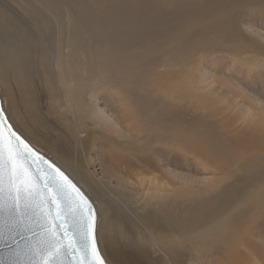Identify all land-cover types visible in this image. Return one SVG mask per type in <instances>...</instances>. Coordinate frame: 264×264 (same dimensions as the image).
I'll use <instances>...</instances> for the list:
<instances>
[{
    "label": "bare ground",
    "instance_id": "bare-ground-1",
    "mask_svg": "<svg viewBox=\"0 0 264 264\" xmlns=\"http://www.w3.org/2000/svg\"><path fill=\"white\" fill-rule=\"evenodd\" d=\"M263 30L264 0H0V85L15 118L61 124L47 147L95 195L72 149L88 163L98 145L126 180L153 174L142 207L117 194V217L103 218L125 225L119 264H264V113L240 115L234 81L264 71ZM99 106L117 131L94 122L112 121ZM181 161L190 176L170 169ZM196 166L211 175L195 180Z\"/></svg>",
    "mask_w": 264,
    "mask_h": 264
},
{
    "label": "snow or ice",
    "instance_id": "snow-or-ice-1",
    "mask_svg": "<svg viewBox=\"0 0 264 264\" xmlns=\"http://www.w3.org/2000/svg\"><path fill=\"white\" fill-rule=\"evenodd\" d=\"M24 149L0 110V264H105L87 198L54 165L60 179L32 172L30 149Z\"/></svg>",
    "mask_w": 264,
    "mask_h": 264
},
{
    "label": "rangeland",
    "instance_id": "rangeland-1",
    "mask_svg": "<svg viewBox=\"0 0 264 264\" xmlns=\"http://www.w3.org/2000/svg\"><path fill=\"white\" fill-rule=\"evenodd\" d=\"M254 36L258 37V35H256L255 33H254ZM236 66L237 65L228 62V64L225 66V68L227 70H230L229 72L233 73L234 72L233 70H236ZM207 74H209V76H210L211 72L207 71ZM220 75L222 76L223 74H220ZM228 75L229 74L225 75V77L229 78ZM237 79H240V81H241L240 88L243 89L242 90V93H243L242 96H244V101H243L244 103L243 104H244V109L246 108L245 110L240 111L242 113L240 115H242L246 119H249V115L247 113V112H249L248 109H250V110L255 109L261 113H264V85L261 84L262 81L264 82V71L259 70L257 73H249V72H246L245 69L243 68L241 72L236 73V75L234 76L235 82L237 81ZM249 82H252V87L249 86ZM202 93L203 92H201L200 94H202ZM0 95H1V98H2L3 103H4V109L6 111V114L9 118L12 126L14 127V129L31 146H33L34 148H36L37 150H39L40 152H42L43 154H45L46 156L51 158L64 171H66L70 175V177L78 185L82 186L97 202L96 208H97V212H98L97 217L99 220L98 227H97V241H98V246H99L100 252H101L102 256L104 257V259L106 260L107 264H119L118 263L119 262V256L122 255V253L118 248L117 241L120 239L119 236L121 234L126 233L125 225L119 224L116 227H109L105 223L103 218L107 217L108 215L112 216L114 218L117 217L116 216L117 215V209L115 208V205H118V201L116 199L117 194L127 197L129 200V204H132L135 206L140 205V207H142V205L146 202V200L151 196V193H152V191H151L152 190V175H153L152 172H150V171L149 172H145V171L138 172V174L136 175L137 178L133 177V178H129L128 180H126L125 176L123 174L118 173V172L116 173V171H113L112 169H110V166L108 164V163H110V161L107 160V159H109V157L101 149H100L101 151L99 150V152L96 151L97 147H99L98 145L89 154L88 163H87V161H85L84 158L81 159V157H79L83 154H81L78 151H74L72 149L71 153H72V157L74 158L73 164L75 166H79V167L82 166L81 168L86 172V174H88V176L91 177V180L94 182V184L97 185V187L99 189L98 192L100 195L99 194L95 195L94 191H92L83 182H81L78 179V177H76V175H74V173L70 170L71 168H68L65 165V163H63V161H61V159H59V156H58L56 150L53 148L47 147V143H46V140L44 138L45 135L49 133L48 135H50V137H49L50 140H53L54 136L58 135L59 132H61V129H62V126H60L61 124H59L57 121H55V123L57 122L59 126L57 124L50 123L52 119H48L44 116V119H45V120H43L44 122H41L39 124L38 123L35 124L33 122H30V124H28L29 127H31V128H29V130L31 131L32 134H30V131L26 130L22 125L21 121H23V122L25 121V119L22 117L23 114L21 115V119H20L21 121L16 119L15 116L13 115L11 103H10L9 99L7 98L6 94L4 93V90L2 89L1 85H0ZM246 99H248L249 101H247ZM238 104H239V108H240V104H242V103H238ZM99 107H100V111L105 113L106 116L109 117L112 121H111V123H106V122H103V120L100 121L98 118V119H95L96 121L94 120V122H98L100 124V126L104 129V131H107L109 128H111L109 130H116L117 131L119 129V126L113 122L114 113L112 111L108 110L107 108H102V106H99ZM200 111H202V110L197 111V113H200ZM230 113L231 112L225 110L223 112V115L229 116ZM250 114L254 115L253 112ZM67 116L68 117H67L66 122L71 123L72 122L71 120H73L72 119L73 117H71V114L68 111H67ZM12 118H14V119H12ZM45 123H49V124L46 125ZM107 124H109V125H107ZM254 125L257 126L258 129L260 128L261 129L260 132L264 134V128L263 127H261L258 124H254ZM91 126H93V125H91ZM237 126L241 129H243V131H245L247 133L252 131L251 127L243 126L242 123L239 122V120H237V122H236L235 129H237ZM44 127H45V129H44ZM49 127H51V128H49ZM59 127H60V129H58ZM36 129H38V130H36ZM49 130H51V131H49ZM52 131H54V132H52ZM50 132H52L53 134ZM246 146H244L243 148H246ZM78 153H80V154H78ZM106 155H107V159H106ZM178 155H179V152H178ZM185 157L189 158V156H185ZM144 159L145 160H153L151 155L145 156ZM82 162H84L85 165ZM185 165H186V163L181 161L178 163L177 167H175V168L171 167L170 169L174 170V172L177 175L190 176V172H193V170H194V169H191L192 171H190V168L191 167L194 168L195 166H193L191 164L190 168H186ZM85 167H87V168H85ZM196 172L197 173H191V176L196 177L195 180H199V181L203 180L201 178H205V177H208L209 175H211V173L209 171L203 170L202 166H196ZM148 244H149V247H151V244L149 242H148ZM172 261H173V264H177L176 259L175 260L173 259Z\"/></svg>",
    "mask_w": 264,
    "mask_h": 264
},
{
    "label": "water",
    "instance_id": "water-1",
    "mask_svg": "<svg viewBox=\"0 0 264 264\" xmlns=\"http://www.w3.org/2000/svg\"><path fill=\"white\" fill-rule=\"evenodd\" d=\"M0 110H2L4 112L5 119L7 120V122L9 124H11V122H10V120L6 114V111L4 109V103H3V100L1 98V95H0ZM13 129H14V127H13ZM16 133L25 141V143L28 145V149H30V164H31L32 172L37 173L39 176H45L46 173H51L53 175H57V179H60L58 174H56L54 172V169L50 168L49 165H54L56 168H59L69 178V180H71L72 183H74L81 190V192L83 193V196L87 198V203L85 204V208L87 209V204L91 205L92 209L95 212L96 221L98 222V217H97V213H96L97 202L94 200V198L82 186L78 185L70 177V175L66 171H64L58 164H56L51 158H49L48 156H46L45 154H43L42 152H40L39 150H37L36 148L31 146L17 131H16ZM5 138L7 140V132H5ZM21 148L23 149V145H21ZM28 149H24V150L27 151ZM70 191L77 198V200L81 199L79 194L75 193L74 189L70 188ZM96 238H97V229H96ZM98 249H99V246H98ZM93 250H95V249H93ZM99 252H100V249H99ZM100 254H101V252H100ZM101 257H102L103 261L105 262V264H107L106 260L102 256V254H101Z\"/></svg>",
    "mask_w": 264,
    "mask_h": 264
}]
</instances>
